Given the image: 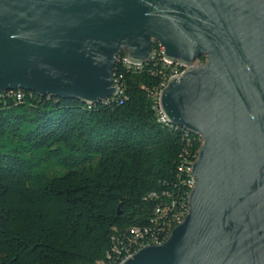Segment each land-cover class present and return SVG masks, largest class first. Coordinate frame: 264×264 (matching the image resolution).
Returning <instances> with one entry per match:
<instances>
[{"label": "water", "instance_id": "obj_1", "mask_svg": "<svg viewBox=\"0 0 264 264\" xmlns=\"http://www.w3.org/2000/svg\"><path fill=\"white\" fill-rule=\"evenodd\" d=\"M154 43L189 66L160 111L202 144L183 220L119 264H264V0H0V93L97 103Z\"/></svg>", "mask_w": 264, "mask_h": 264}, {"label": "trees", "instance_id": "obj_2", "mask_svg": "<svg viewBox=\"0 0 264 264\" xmlns=\"http://www.w3.org/2000/svg\"><path fill=\"white\" fill-rule=\"evenodd\" d=\"M126 56L118 94L97 103L0 94V264H119L131 228L164 240L185 216L202 141L160 120L173 65Z\"/></svg>", "mask_w": 264, "mask_h": 264}, {"label": "built area", "instance_id": "obj_3", "mask_svg": "<svg viewBox=\"0 0 264 264\" xmlns=\"http://www.w3.org/2000/svg\"><path fill=\"white\" fill-rule=\"evenodd\" d=\"M154 51H157L159 54H161L162 56H163V60L168 64V65H173V69H172V71H171V74H170V76L165 80V82L161 85V89L166 85V83H167V80L170 78V77H173V76H175V75H179V74H182L189 66L188 65H182V64H180V63H178L177 61H175V62H170V61H168V60H166L165 58H164V48L161 46V45H159L158 44V49H153V53H152V55L154 54ZM151 55V56H152ZM123 62L125 63V64H127L128 66H140L141 64H131L130 62H129V60H128V55L126 56V57H124L123 58ZM201 63H203L202 61H200L199 59H197L195 62H194V66H198V65H200ZM114 80H115V83H116V85L118 86V92H119V85H118V83H117V81H116V79H115V77H114ZM160 89V90H161ZM159 90V91H160ZM7 92H10V91H7ZM6 92V93H7ZM0 94H3V93H0ZM118 94V93H117ZM158 94H159V92H158ZM158 107H159V105H158ZM159 113H160V120L161 121H163V122H167V120H166V118H165V116L162 114V112L160 111V108H159ZM168 123V122H167ZM197 137H199V136H197ZM200 138V137H199ZM200 140H201V138H200ZM202 141V140H201ZM198 154V153H197ZM197 158V157H196ZM193 164V163H192ZM192 164H190V166L187 168V170H188V172H189V177H190V181H189V186H190V188H192V185H193V180H192V178H191V176H190V173H191V168H192ZM191 190V189H190ZM188 197V196H187ZM187 209H188V205H187ZM186 213H187V211H186ZM186 215V214H185ZM185 217V216H184ZM183 217V218H184ZM183 220V219H182ZM181 220V221H182ZM180 221V222H181ZM179 222V223H180ZM178 223V224H179ZM177 224V225H178ZM176 225V226H177ZM172 231V230H171ZM170 231V232H171ZM130 235H131V237L129 238V243H130V245L129 246H127L126 248H124L125 250V255H124V257L120 260V262L125 258V257H127V256H129V255H131L132 253H137L141 248H143L144 246H146L147 244H156V245H158V244H162V243H164L166 240H167V238L169 237V234H170V232H168L167 234H166V237L164 238V240H159V238H158V236L156 235V233L155 234H153V233H151V232H149V229L147 228V227H133V228H131L130 229ZM120 251V249L118 250V251H116V252H119ZM119 262V263H120ZM99 264H104L103 262H100L99 261Z\"/></svg>", "mask_w": 264, "mask_h": 264}]
</instances>
